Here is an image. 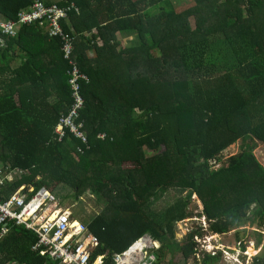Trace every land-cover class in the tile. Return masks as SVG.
<instances>
[{
  "label": "trees",
  "instance_id": "trees-1",
  "mask_svg": "<svg viewBox=\"0 0 264 264\" xmlns=\"http://www.w3.org/2000/svg\"><path fill=\"white\" fill-rule=\"evenodd\" d=\"M35 1L0 0V17L15 19ZM41 1L70 8L63 24L74 50L66 59L62 38L39 21L16 37L3 35L0 166L29 172L5 193L33 184L58 196L71 189L81 201L89 191L102 209L82 220L108 264L144 233L161 243L157 264L178 253L216 264L220 256L198 261L200 224L176 242L177 222L193 216L194 195L211 232L227 235L249 220L264 227V165L248 143L264 144V0ZM124 35L134 42L117 49ZM17 57L22 63L13 68ZM75 68L87 78L78 77L88 144L56 131L74 103ZM238 141L242 150L223 160ZM170 189L186 195L152 211ZM240 233L233 231L245 251ZM36 241L34 231L12 223L0 264H50L33 250ZM252 264H264V248Z\"/></svg>",
  "mask_w": 264,
  "mask_h": 264
},
{
  "label": "built area",
  "instance_id": "built-area-1",
  "mask_svg": "<svg viewBox=\"0 0 264 264\" xmlns=\"http://www.w3.org/2000/svg\"><path fill=\"white\" fill-rule=\"evenodd\" d=\"M73 5V4H72ZM69 7L47 5L36 0L28 8L18 12L15 19L0 17V43L8 46L3 35L16 37L24 25H32L39 21L49 36L62 38L61 49L64 57L71 59L74 42L67 34L64 21L68 19ZM69 80L74 97V103L68 115L56 125V131L61 138L67 134V129L76 137L88 144L87 135L82 131L80 121L81 111L85 107V98L81 95L79 79L86 76L77 73L76 68ZM104 137V134H100ZM82 147L78 152L83 153ZM29 172L11 165L0 166V239L9 231L10 224H22L35 232V250L41 255H47L53 262L59 264H104V256H93L98 249L99 240L82 219H76L72 207L64 206L63 200L50 190L41 187L36 189L33 184H24L12 194L5 189L23 180ZM205 245L202 247L206 248ZM159 242L150 235L138 238L127 250L112 255V264H154Z\"/></svg>",
  "mask_w": 264,
  "mask_h": 264
},
{
  "label": "rangeland",
  "instance_id": "rangeland-1",
  "mask_svg": "<svg viewBox=\"0 0 264 264\" xmlns=\"http://www.w3.org/2000/svg\"><path fill=\"white\" fill-rule=\"evenodd\" d=\"M176 8H178L177 10L181 9L183 11L185 9V6L182 5L180 1H177ZM188 20L189 22H191V25L193 27L195 23L194 16H189ZM88 35H90V33H88ZM132 38V36H129L128 38H126L125 35L124 37L118 36L116 38V40L118 41V43L116 44V48L119 49L123 48L127 44H133L134 41H132ZM96 42L99 45L102 44V41L99 38ZM91 43L93 44L94 42L92 41ZM91 57H93L92 54ZM248 143L252 144L255 156L257 157L260 164L264 165V144L259 141H248ZM242 146V141L231 144V146L222 153V159L226 160L228 159V157L238 154L242 150ZM214 168H219V165H215ZM185 195L186 193H180L179 191H174L171 189L167 190L165 191V193H163V195L159 196V198L155 200V202L152 204L151 209L155 213H160L165 207L173 203L175 200L184 198ZM61 196L62 197H59L61 200H63V205L72 207L74 216L83 220L88 219L90 215L94 216L96 214H99L102 209V205L97 202L96 197L89 191H87L85 194H82L84 200L81 201L74 198V192L71 189H65L61 191ZM188 209L193 212V216L186 217L177 222L175 227L177 243H185L184 240L189 230L196 226H199V224L202 226L201 235H203V237L201 238L210 236L208 223L206 220H204L205 217L198 216L199 212L203 209V205L196 195L192 197V200L188 205ZM238 229H241L240 239L244 241V245H246V252H248L245 264H252L254 258L261 255L264 248V227L259 226L256 221L252 222V220H249ZM233 231L235 230L233 229L230 233H227V235L214 236L215 240H213L212 242H206V245H210L212 243H221L223 245L221 249H225V251L230 252H224V255L222 252V256H220V260L216 264H238V262H236L238 261V258H236L235 255L231 254L234 247H238L239 245V243H236V241L238 240L235 239ZM196 240L197 242L200 241V246L205 245L204 241L200 238H196ZM197 258H199V255ZM195 260L196 259L194 257H191L189 260L185 261L182 257V253H178L177 255H173V257H170L169 260L163 261L162 264H200L195 262Z\"/></svg>",
  "mask_w": 264,
  "mask_h": 264
},
{
  "label": "clouds",
  "instance_id": "clouds-1",
  "mask_svg": "<svg viewBox=\"0 0 264 264\" xmlns=\"http://www.w3.org/2000/svg\"><path fill=\"white\" fill-rule=\"evenodd\" d=\"M69 17V16H68ZM67 20H65V22H66ZM24 26H26V25H24ZM24 26H22V27H24ZM65 26H67V27H70V25H68V24H65ZM22 27H21V29H22ZM21 29H20V31H21ZM67 31V30H66ZM20 33V32H19ZM75 218L76 219H81V218H77L76 216H75ZM204 220H206V217H205V219ZM207 221V220H206ZM207 223H208V221H207ZM12 224V223H11ZM11 224H10V228H9V231H10V229H11ZM16 224V223H15ZM17 225H22V224H17ZM209 225V224H208ZM25 226V225H24ZM26 227V226H25ZM234 230H241V229H238V228H235ZM9 231L7 232V233H5V235L0 239V241L4 238V237H6L7 235H8V233H9ZM145 235H149V233H144V235H142V236H140V237H143V236H145ZM187 235H188V233H187ZM214 236H220L219 235V233H214V232H211L210 231V236L209 237H206V238H200L201 240H203L204 242H212L213 240H215V238H214ZM140 237H138V238H140ZM137 238V239H138ZM198 238V237H197ZM136 239V240H137ZM154 239V238H153ZM99 240V239H98ZM135 240V241H136ZM155 240V239H154ZM135 241H133L132 243H131V245L135 242ZM156 241H158V240H156ZM195 241H196V251H197V257H198V255H199V258H198V260H200V261H202V259H203V256H204V254H210V255H212V256H222V252H223V255H224V252H228V253H230L229 251H225V249H221V247L223 246L221 243H212V244H210V245H206L207 247L206 248H204V247H202V246H200V241L199 242H197V240H196V238H195ZM159 242V241H158ZM36 244V243H35ZM130 245V246H131ZM159 245H161V243L159 242ZM99 246H100V242H99V245H98V248H99ZM130 246H128V248L130 247ZM161 247V246H160ZM160 247H159V249L157 250V252H156V261H155V263L154 264H157V262H158V254L160 253ZM127 248V249H128ZM127 249H125V250H127ZM33 250L39 255V256H41V257H45L49 262H50V264H59V262L58 261H56V262H53L52 260H50V258L47 256V255H41L40 254V252H39V250L37 249V250H35L34 249V247H33ZM98 250V249H97ZM97 250H96V252H95V254H94V256H93V259L96 257V256H100V255H98V254H96L97 253ZM124 250V251H125ZM123 252V251H122ZM119 253H121V252H119ZM236 253H238V254H236ZM113 254H115V253H113ZM112 254V255H113ZM231 254H233V255H235L236 256V258H238V261H236V262H238V264H245L246 263V258H247V256H248V252H246V249H245V251H243L242 250V247H241V243H239V245H238V247H234V249H233V251H232V253ZM202 255V256H201ZM104 256V264H108V263H106V255H103ZM109 264H112V256H111V262L109 263Z\"/></svg>",
  "mask_w": 264,
  "mask_h": 264
},
{
  "label": "crops",
  "instance_id": "crops-1",
  "mask_svg": "<svg viewBox=\"0 0 264 264\" xmlns=\"http://www.w3.org/2000/svg\"><path fill=\"white\" fill-rule=\"evenodd\" d=\"M96 32H97V30L93 29L91 33L93 34ZM88 33H90V32H88ZM21 63H22V61H21L20 57H17L16 61L14 62L13 68H18L21 65Z\"/></svg>",
  "mask_w": 264,
  "mask_h": 264
}]
</instances>
